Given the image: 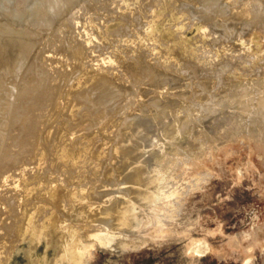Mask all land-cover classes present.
Segmentation results:
<instances>
[{
  "label": "rangeland",
  "instance_id": "obj_1",
  "mask_svg": "<svg viewBox=\"0 0 264 264\" xmlns=\"http://www.w3.org/2000/svg\"><path fill=\"white\" fill-rule=\"evenodd\" d=\"M18 1H19V4H17ZM28 1L31 2V4H29ZM54 1L55 0H34V1L33 0H23V1H21L22 2L21 3L20 0H12V1L11 0H0V14H1L0 18L8 21L9 25H12V23H14L13 25H15V27L11 26V29H13L14 33H16L18 30H20L21 32L25 31L29 36V37H27L29 42L30 43L33 42L32 43L33 46L30 44L31 47L28 50V53L29 52H32V53L27 54L26 57H28V56H30V57H29V59L25 60L27 62L24 63V65H23L24 67H22V70L19 72V75H20V73L23 71V73H21L22 77H20V76H18L19 78L17 77L16 84H17V82L18 83L20 82L19 84L22 85L25 82L26 85L30 84L29 86H31L32 84H37L44 79L42 81V84H43V86L46 85L45 86V88H46L47 84H49V82L50 83L54 82L55 85L54 84H51V85H52V88L54 87L53 90L54 91L56 90L55 95H58V96H55L56 97V99H55V102H56L55 105L56 106L55 107L58 109V107L60 108L63 106L62 104L65 101L63 98L66 99L67 91L69 93L67 95L70 96L75 91L80 89L78 87L73 88L74 85L75 86L79 85V87H81L82 83H81V85L79 83L82 80L83 84L85 83L83 86H87L89 89V88H91L89 85L94 84V81H96V79H98L99 76L101 75L100 73H102L99 70H96L97 68L96 69L95 68L89 69V70L87 69L88 71L86 70L87 73L85 74V77L87 79L86 81L89 80L88 81L89 83L87 84L86 81L84 82L85 77L84 78L82 77L83 79L82 78L79 79V77H81V75L84 74V71L81 67V63L78 64L79 61L77 59L71 60V58L67 57V56L71 57V55H72L71 51L73 49L75 50L76 47H78V48L83 47V48H80L77 50L80 52L81 56L83 55L82 58L84 59L85 56L90 57V56L94 55V53H93V55H91L92 50H88L89 47L91 49L94 46H96V43L98 44L101 42L102 44H105L106 49H105V52L103 53V55H106L105 57L107 59L110 60L111 55L118 54L119 57L122 56V58L125 61L126 60L128 61L129 58H131V57L133 58L135 56V54H134V56H132L133 49L128 50L127 44L125 43L126 37L129 35H132L131 33H133V31L129 28H130L133 20L136 19V15H138L139 13H138V11H137V13H136V11H132V14H131V11L127 12L128 8H131L130 10L134 9V8H132L133 7L132 6V4H133L132 0H131V2H130V0L129 1L126 0L127 4H125L126 3L125 0H121L123 2L120 3L119 7H115V8H112V6L107 7L110 10L112 9V11H111L112 14L110 15L111 17H107L108 20L106 19L105 21L100 20L101 21V23H100L99 20H97V19H94L92 21L91 19L89 20V19L84 18V16L80 15V13L86 12L87 6H88V11L91 12L89 14H92L93 12H95V15H97L98 14L97 12L100 11L99 9H101V7H102V0H98L97 2H96V0H91V4L93 3V5L88 3L89 0L87 3L85 2V0H83L85 4H83L82 0H81V2L79 1L78 5L76 4L75 7L77 6L76 7L77 10H79L80 7H81V9L79 10L78 13L76 12L77 10H75L76 15H75L74 11H71V10H70L71 12L68 11L66 13V10H64V8L61 6L59 8L55 7L56 3ZM139 1H142V0H139ZM143 1L147 2V3L146 2L145 3H146V7L148 6L147 9L150 10L149 13H151L152 10L154 9V12H152L151 15H153V13L156 14V15L151 16L150 21H149L150 23H148V24H149V26H152L150 30L153 33V35L156 36V39H158V41H159L158 44H161L162 46L167 45L168 35L166 33L172 32L173 36L175 34L176 41H179V38H180L181 40H184L185 42H187L189 44L188 45L189 47H187V49H186V47L184 48L186 53H192L193 51L196 50L195 46H199L205 41V42H207V47H205V53H204V55H206V56H201L202 59L205 58L207 60V58H209V56H212V55L217 56V53H216L217 48L216 47H219L221 53H223L225 50V52H224L225 54L227 52H229V50H231V51L236 50L237 57L240 58L241 60H246L247 65L254 63V69L248 73H244L242 71V73H237V74L229 73V74H226L225 77L214 78V84L211 85L212 87L206 84L207 77H205V76L196 75L194 78L187 80V82L191 84V86L187 87V88H189V90L186 93L188 96L187 98L192 99L193 102L190 105L188 103H186V105H185L184 104L185 102L181 103V101H180V102H176V104H175L176 106L173 105V108L175 107V110H177V109L181 110V112L179 110L178 113L179 114L182 113V114L178 115V113H177V115L180 117V119L183 118L182 117L183 113H184V115H187L190 119H193V120L194 119L197 120L200 117H202V114H201L202 108H200V107H203V105L205 104L203 102L209 101L211 99L212 91H216L219 88H222L223 82L226 80H229L231 76L237 77L236 79L241 78L240 81L247 83V86L250 85V87H248V93L249 94L247 95V97L251 98L249 95H253L254 93H256L255 89L257 87L252 84L253 83L252 80H254L256 78H260V77L264 78V29H259L256 27L253 28L252 26L250 28L249 27L244 28L243 25L240 26L242 23L239 20L232 19L233 21H230V22H233V23H230V27H229V29L232 27L230 29L231 32H230V34L227 35L228 37L226 38L225 34L220 33V28L214 26V28L216 30L218 29L217 31H215V29L212 27V21L209 20L204 14H202L203 12L200 11V9L202 7L201 6L202 3L200 5H197L198 6V9H197V6H196L194 0L193 1L192 0H190V1L189 0H187V1L183 0L184 2H191V4L188 3V5L190 4V6H188L187 3L185 4L181 0H178V1L172 0V2L170 0H166L167 2L165 0H154V1L153 0L152 1L151 0H143ZM148 1H149V3H148ZM156 1L157 2L159 1L157 3V5L155 3ZM239 1L240 0H235V1L233 0L232 3L234 5L236 4V6L237 5L240 6ZM242 1L243 0H241V2ZM14 2H15V5H14ZM95 2L96 3L99 2V3L95 4ZM152 2H153V4H152ZM165 2L167 5L169 4L170 6L169 5L167 6L165 4ZM200 2H202V1H200ZM217 2H220V1L217 0L216 5H219V7L221 8L222 6L220 4H224L223 2H225V0L222 3L220 2V4L219 3L217 4ZM32 3H34L35 6H33L34 4H32ZM173 3L175 5H173ZM99 4H100V6H99ZM121 4L122 5L130 4V5L127 7L126 6L122 7ZM150 4H151V6H150ZM171 4L174 6V8ZM192 4H193V6H192ZM20 5H22L26 8L23 9V7H21ZM30 5H32L31 6L32 8L30 7ZM176 5L179 6L177 8H179L180 10L176 9ZM180 5H181L182 9L180 8ZM224 5H223V7H224ZM17 6H18V8H17ZM43 6H46V7H43ZM91 6L92 7L94 6V7L92 8ZM156 6H157V8L155 9ZM183 6L185 7L184 11L187 10L185 12L186 13L189 12L188 14L181 12V11H183ZM187 6L190 8L187 9ZM29 7L31 8L30 9L31 12L28 11ZM54 7L56 10L54 9ZM96 7H98V8H96ZM166 7L170 11L167 10ZM191 7H193V8L191 9ZM14 8L17 10V12L15 11ZM33 8L35 11L36 10L38 11L39 8L42 10V13H38V15L39 14L42 15V16L39 15V16H41L40 18L37 15V11L33 12ZM84 8L86 10H84ZM89 8H90V10H89ZM117 8H118V11H116ZM122 8H123V10L126 11V13H125V11L122 10ZM150 8H152V9H150ZM195 8L198 11V13L196 10L194 11ZM224 8H226V6ZM95 9H97V10L95 11ZM3 10L6 12H4ZM59 10L61 11V13H59L60 12ZM166 10L168 12V15H167ZM191 10L194 12H190ZM113 11H114V13L115 12H118V13H115V15H114ZM120 11H122L121 14H120ZM7 12L11 13V14H8ZM27 12H28V14L31 13L30 15H32V17L30 15H28ZM44 12L45 13L47 12L48 14L47 13L45 14ZM56 12H58L59 14H57ZM133 12H135V13H133ZM163 12H165V13L163 14ZM200 12H202V13H200ZM122 13H124L125 15L123 14V16H121ZM67 14H69V15L67 16ZM73 14L76 17H74ZM127 14H128V16H127ZM198 14H200V15H198ZM27 15L30 18L27 17ZM65 15H66V18L64 17V19H63V16H65ZM202 16H204V17H202ZM131 17H133V18H131ZM154 17L157 20H159V18H161V19L159 21H157ZM75 18L78 20H76ZM109 18H111V19L113 18V19L111 20ZM121 18L123 20H121ZM40 19L43 21H41ZM60 19H62V20H60ZM79 19H81V20H79ZM85 19L87 21H85ZM23 20L25 21L24 23H23ZM58 20H60V22H58ZM65 20H67V21H65ZM68 20H69V22H68ZM206 20H207V22L205 23L204 21H206ZM106 21H107V24L105 23ZM124 21H126V23L128 21L129 23L126 24ZM235 21H236V24L234 23ZM21 22H22V24H21ZM25 23H27V24H25ZM40 23H41V25H40ZM54 23L56 25L59 24V25H57L59 29L56 28L57 26ZM64 23H67V24L65 25ZM78 23L79 24L81 23V24L78 25ZM92 23H95V24H93V26H92ZM151 23L154 25H150ZM84 24H85V26H84L85 28H81V26L83 27ZM104 24H106V25H104ZM42 25H44V26H42ZM46 25H47V27H46ZM94 25H97V26H94ZM116 25H118V27H116ZM120 25L122 27H120ZM155 25H156V27L153 28V26H155ZM18 26H20L21 28ZM28 26H30V27H28ZM70 26H72V27L70 28ZM74 26L75 27L77 26V27L74 28ZM78 26H80V27H78ZM98 26H100L101 30H104V28H105V30H104L105 32H106V30H108L107 33H109V31H111V32L109 34L106 33V36H104L105 35L104 31H101L98 29H93V27L97 28ZM43 27L45 29H43ZM53 27H55L56 30ZM60 27H62V28H60ZM63 27H66L67 31L65 30L66 28L63 29ZM88 27H89V29H88ZM102 27H104V28H102ZM113 27L116 29H114ZM127 27H128V29H127ZM144 27H147V25ZM25 28H26V30H25ZM50 28H51V32H50ZM68 28H70L71 30ZM77 28H79V29H77ZM251 28H253V29L249 31V29H251ZM29 29H31V30H29ZM38 29H40V30H38ZM82 29H84L85 31H83ZM119 29L121 31H119ZM213 29H214V31H213ZM28 30H29V32H28ZM53 30H55V31H53ZM78 30L80 32H78ZM81 30H82V32H81ZM94 30H96V31L98 30L99 32L97 31V34L96 33L92 34V32H94ZM129 30H131V31H129ZM33 31H37V32H33ZM52 31H53V33H52ZM60 31L63 32V34L61 32L62 36L66 35L68 33V31H71V33L69 32L67 37L64 36L65 38L64 37L62 38L61 35H58V33L60 34ZM76 31H77V34H75ZM86 31H88L90 33L86 32ZM115 31L116 32L119 31V32L116 33ZM125 31H127V32H125ZM155 31L157 33H155ZM43 32H46V33H43ZM48 32H50L51 36L48 34ZM65 32H67V33L65 34ZM34 33H36V34H34ZM54 33L55 34L57 33V34L55 35ZM122 33L125 36V40H124V36H123V39L121 37L123 35ZM125 33H127V35ZM158 33H160V36L158 35ZM32 34H34V37L31 36ZM47 34L49 37H47ZM41 35H42V38L44 37L43 39L40 38ZM86 35L89 36L91 42L86 43V40L88 39V36H86ZM109 35H112V36H109ZM119 35L121 38L120 37L118 38ZM58 36H59V38H57ZM68 36L70 39L72 38V43H70L71 40L68 38ZM38 37L40 39V42H38L39 40H37ZM52 37H54V38H52ZM79 37L81 38V40ZM98 37L101 38L102 41ZM33 38H36V39H33ZM60 38H62V39L60 40ZM66 38L68 40L67 41L68 43L65 41ZM108 38H109V42L107 40ZM217 38H219V39H217ZM30 39H32L33 41ZM44 39H46V40H44ZM51 39H52V41H50ZM58 39H59V41L64 40L62 42L64 45L61 42H57ZM113 39H115L116 41H114ZM119 39H121V40H119ZM82 40H84V41H82ZM104 40H107V41H104ZM122 40L125 42H123ZM46 41H48L51 45L54 44V47L53 46L51 47V45ZM110 41H111V43H110ZM53 42H56V44ZM65 42H66V44H65ZM77 42H80V43H77ZM83 42L86 43L85 47L83 46V44L81 45V43H83ZM92 42L94 45H92ZM112 42H113V44H112ZM39 43L41 45H39ZM67 44H69V45H67ZM72 44H74L75 46H76V44H79V45H77L76 47H73ZM114 44L117 46H114ZM118 44H119V46H118ZM123 44H126V45H124L125 47L123 46ZM37 45H39V46H37ZM66 45L68 47L72 46L73 48L71 47L72 49L70 48V50H68ZM55 46H56L57 50H53V49H55ZM64 46H65V50H64ZM32 47H33V51L31 49ZM37 47L39 50L37 49ZM39 47L41 48V50H44V51L39 52V53H41V55L37 54L38 52L36 51V50L40 51ZM118 47H120V49ZM123 47L126 49L124 50ZM86 48L89 52L86 50ZM81 49L84 52H81ZM118 49L120 51L121 50L122 51L124 50V51L117 53V51H119ZM226 49H227V51H226ZM85 50H86V52H85ZM55 51H56V54H54V58H55L54 59L52 54L55 53ZM69 52H70V54L67 55V53H69ZM90 52H91V54H90ZM47 53L50 57H48ZM85 53H86V55H85ZM156 53L155 52L153 53L156 55V57H155V55L152 54L153 56L148 58V60L145 59V61L147 62V63L146 62L145 63L147 65L150 66L152 64V62L155 63L154 65H157V66H159V65L163 66L164 65L163 64L164 60H160L162 58L157 59V58H159L160 55H157ZM57 54H58V56H57ZM87 54L88 55L90 54V56H88ZM127 54H129V55H127ZM31 55H33V56H31ZM38 55H39V57L41 56V58H39ZM55 56H57L58 58ZM125 56L126 57L130 56V57L126 58ZM186 56H188V55L186 54ZM152 57H153V61L150 60ZM219 57H220V52H219ZM45 58H46V60H45ZM30 59H33V61L30 62L31 61ZM41 59H43V60L41 61ZM123 59L120 58L121 61ZM156 59H157V61H155ZM52 61H53V64H52ZM1 62L2 61L0 60V73L2 74L0 76V78L2 77L3 79L4 78L8 79L10 76L6 74L7 68L4 66L5 62H2V63ZM28 62L32 63V65H33V62H34V64L36 62L38 65L37 64L33 65L34 66L33 67L31 64H28ZM45 62H46V64H45ZM48 62H49V64H47ZM42 63H43V65H41ZM57 63L59 66H57ZM46 65H49L48 67H51V68H48ZM74 65H75V67H74ZM175 65H177V66H175L176 69L181 67V65H179L177 63ZM27 66H29V67H27ZM37 66L38 67L40 66L41 68L40 67L38 68ZM61 66L65 67V68L67 67L66 68L67 70H65L64 68H61ZM151 66H153V64ZM71 67L74 69H78L75 72H73L74 73L73 75L75 76V77L73 76V78L75 79L77 77V79H75V82L77 81L79 83L74 82V79L72 78V73H70V71L71 70L74 71V69H71ZM78 67L81 69H79ZM25 68H26V72H24ZM35 68H38V70L39 69H42V70H40V72H38V70ZM46 68L48 70V71L46 70L47 72L45 71ZM58 68L62 69L61 72H62L63 76L60 74L61 72L59 71ZM3 69H5L4 72L1 71ZM50 69H51V71H50ZM55 69H57V70H55ZM54 70H55L56 75L58 73V75L55 77L53 76V75H55ZM63 70H65V72ZM81 70H82V72L79 73V71H81ZM90 70H91V72H90ZM41 71H44L46 73H44V72L42 73ZM49 71H50V73L48 75ZM67 71H69V72H67ZM97 71L100 73H97ZM181 71H183V70H181ZM137 72H139L137 74V79L140 82H142L143 79L144 80L146 79L147 82H145L146 81L145 80V81H143L144 84L141 85V83L135 77H132L133 79L131 78V81L134 82V79H135V81L137 82V83L136 82H134V83L130 82L132 89H133L134 84L135 83L137 84V85L135 84L136 89L134 87V90H133L136 93H133V91H131L132 89H130V90L128 89L130 87V85L128 84L129 87H127V91L128 90L129 91L126 94L127 96L121 95L124 98L119 97V95L118 94L116 95L115 93H114L115 95L111 93L110 94L111 96L108 94L110 96V97H108V95L104 91H102L104 93L102 94V92H101V97H100V93L95 94L96 96H93L95 99L98 100L97 103L92 102V100L94 98L91 96H90L91 98L89 97L90 100H89V98H88V100L85 99V100H87L85 102H88V103H86L87 105L91 104V106H92L95 104V107L97 105L99 106L100 101H101V103H100L101 105L104 104V102L107 104L109 103L108 104L109 106L107 104H104L103 105L104 108H102L103 107L102 106L101 109H100V107L98 108V106L96 107V108H98V110L100 109L99 112L102 109L104 110V112L103 111L102 112L105 114V116L103 114H102L103 117H100L101 115L99 116L100 118H103L101 120H104V117H106L108 119L110 114L111 115L113 114L112 116L114 118H116V119L120 118L122 120V122L120 119H117L118 120L117 121L111 115L109 118L110 119L109 122H108L109 119L107 120L105 118V121L108 122L109 125H111V122L114 123V125L112 124L113 126H111L114 129H111V127L108 128V130L110 129L113 132L112 135L114 137H112L113 139H110L108 141L109 144L106 147L107 150L105 151L104 154H107L109 156V155H111V153L112 154L115 153L116 154L115 156H117V157H115L113 154V155H111L112 157L111 156L108 157L107 155L105 156L104 154L101 153L104 157L110 158L109 161L111 160V162H108V164L110 163L111 167L109 165L105 166V168H107L105 170L107 173V176H104V175H106V173H104L103 178L107 177L106 180L96 177V178L90 180V182L86 181L84 186L89 187V188L87 187V194L88 195L86 197L85 196H79L82 198H76V197H73L71 195H65L62 198L60 197L59 202H55L54 204H50L49 202H44V203H41V205H39V206L35 205V203H34V206H33L32 205L33 202L35 200H37L38 197H39L38 202H40L41 200H43V201L45 200L44 196L41 195V193H45L46 191H54L55 189L58 190L57 188L61 189V188L66 187L70 184V183L68 184L66 182V184H68V185H65V181H64L63 182L64 186L59 187L60 185L57 186L56 183L54 184V182H53V184L51 186L50 182L52 180L48 177L50 176L49 174L56 172V171H54V170L52 171L51 169H53V168H51V166H47V165H46L47 167L43 166L44 168H42V169L41 168L38 169V168L34 167L35 170L33 169V172H35L34 177H36V179L34 177L33 178H34V180H36V182L34 184H32L33 185L32 187L35 188V189L33 188L31 190L33 195H31V191H29L28 194H24V195H23V193L21 195V192H20L19 193L20 197L21 196L22 197L21 198L19 197L20 198L19 200L24 198L21 200V201H24L27 198V195H29L28 197L30 200L33 196L36 197V195H37V197L35 199H33L34 197L32 198V201L34 200L33 202L30 200L32 202V204L29 201L30 204L27 205L28 198H27V203L26 204L24 203V204L26 205L27 212H29V213L33 212V214H32L33 219L36 221V223L39 227L35 231H32V230L28 229L26 226H23L20 229L13 231L12 236H13L14 241L11 243L12 247L8 251H6L5 253L2 254V258L0 259V264H68L69 259L62 256V246H63V244H65L66 241H64L63 230H60V228L58 227L60 225V223L63 225V227L72 228L75 232V237L78 239L77 240V253L79 254V258L77 259V264H264V142H263L264 141L263 140L264 135H262L263 133L261 134L260 130L257 131L256 129H253L250 126L248 121H246L244 127H241V126H236L235 125L236 121L234 122V120H227V121L223 120V122L221 120L220 121L221 124H223L225 121H226L225 123H227V124H225V123L223 124V126L225 125L224 127L220 124L221 125L220 128L222 130L221 129L212 130L208 134L209 137L208 136L204 137L205 135H202V136L199 135L200 137L195 136L198 138V141L194 137L193 139H195V141L193 139L191 140V141H193V143H191V142L187 143V145L185 146L186 149L183 152L181 150L179 153L176 154V156L174 157L176 160L174 162L176 164H174V167L172 166L173 168L172 167L170 168L171 172H170V170L168 172V170L166 169L167 164H165L163 166V164H162V163H164L163 159L161 160V158H160L163 150L165 149L163 146V143L160 142V141H162V137H163V135L161 134V131L163 133L165 126H167L171 120V118L169 116L173 117V114H174L173 112H175V111H173V109H171V112L173 114L170 112L169 114H171V115H168V113L165 115V116L169 117V119L167 117L163 116L165 119L166 118L168 119V120L166 119L167 121L163 120L164 119L163 117H162L163 119L161 118L158 120L157 117H154V119H153V116H151V115H149V116L147 115V117H146V115H141V113L138 112V110H137L138 107H140L141 105H144V103L142 102L143 100H144L145 104H147V105L150 104L149 100H150V94L151 93H150V91H148V92L143 91L144 85L148 84V79H147L146 75H144L145 73L143 74V77H141L142 72H140V70H137ZM187 72L188 73H186V72H183V73H186L185 75H188L190 71L188 70ZM28 73L29 74L32 73V74L29 75ZM65 73L69 74V75H66ZM91 73H93L92 77H90L92 75ZM111 73H114V72H111ZM25 74H28V75H25ZM38 74L39 75L41 74L40 75L41 77ZM87 74H88V77H87ZM94 74H97V76ZM3 75H4V77H3ZM42 75L44 76V78ZM60 75L62 77L61 78L59 77L60 80H58V76H60ZM65 75L70 76V77H66ZM115 75H116V77L119 76L115 73L113 77H115ZM6 76H8V78ZM26 76H29V78ZM46 76H48V78ZM52 76L55 78V80ZM176 76H178V75L172 73V77H176ZM34 77H35V81L33 80ZM96 77H98V78H96ZM2 78L0 80H3ZM23 78H24V81H23ZM46 78L49 81L46 80ZM62 78H64V79H62ZM66 78H69V79H66ZM70 78H72L71 81H70ZM90 78L92 80H90ZM139 78L140 79L142 78V80H140ZM50 79H51V81H50ZM62 80H65V82ZM72 80H73V82H72ZM56 81L59 84L58 83L56 84L55 83ZM90 81L92 82V84ZM44 82L46 84H44ZM71 82L73 83V85H72L73 87L70 89V84H72ZM62 83H63V85L66 83L64 85L65 89L62 87L63 86ZM19 84L16 85L17 90H18V87H20ZM67 84H69V85H67ZM55 87L57 89H55ZM137 87L140 88V90H142L140 92L143 95L146 94L145 97H142L143 95L140 92H138ZM58 88H59V90H58ZM94 88H96V87H94ZM72 89H73V91H72ZM62 90H63V93H62ZM64 90H67V91H64ZM69 90H70V92H69ZM135 90H137V91H135ZM249 90H252V91H249ZM154 91H156V90H154ZM131 93L133 96H131ZM251 93H253V94H251ZM128 94H129V96H128ZM136 94H140V95H136ZM64 95H65V97H64ZM104 95H106L107 96L106 98H109V99H106V101H105ZM113 95H114V97H112ZM134 95H136V97H134ZM196 95L198 97H196ZM97 96H99V98H96ZM116 97L120 98L121 101L119 99H116ZM125 97H126V99H125ZM148 97H149V99H148ZM175 97H178V96H175ZM59 98L61 101L58 100ZM110 98H113V100L115 98L118 102L117 101L114 102ZM127 98H129L130 101ZM136 98H138V99H136ZM141 98L143 100H141ZM145 98H147V99H145ZM249 98H247L248 99L247 101H250ZM95 99H94V101H97ZM99 99H100V101H99ZM123 99H125L124 102H123ZM102 100H104L103 103H102ZM107 100H108V102H107ZM136 100H138L137 104H135ZM146 100H147V103H146ZM89 101H91L90 104H89ZM112 101H113L114 105L117 106L116 107L117 109L115 108L116 110H118V108L121 109L120 107H123L121 105H123L125 103L124 109H125V112L128 113L127 116L121 115V114L125 115L123 113V111H124L123 108L121 109V111L120 110H118V111L112 110V108L114 109V105H112V103H111ZM131 101H133L132 103H134L135 105L132 104ZM58 103L59 104L61 103V105L58 106L59 105ZM127 103H131L132 106H135V107L133 108V107H131V104H127ZM140 103H143V104H140ZM105 105H106V107L107 106L108 107L106 108ZM110 105L113 107H111ZM125 105H127V109H126ZM128 105H130L129 108H128ZM136 105H139V106H136ZM109 107H111V109ZM1 108L3 109L4 107H1ZM63 108H64V106L61 109H63ZM2 109L0 110L1 112L3 111ZM106 109H108L110 112L105 113L107 111ZM129 109H131V110H129ZM113 111L114 112L120 111L121 114H119V113L118 114L121 117L118 114L114 113ZM130 112H131V114H129ZM107 114H109V115H107ZM116 115H118V116H116ZM177 115H174V117H176ZM66 116H67V114H66ZM72 116H73V118L75 117V119L79 118L78 116L75 115V112H74V114L72 113L70 116H67L68 119L64 116L67 120H65L63 115H62L61 116L62 121H64V122L67 121V123H69L68 120L71 121ZM128 116H130L129 118H131L132 124L134 123L133 125H131V124L129 125V122H127V121H129V118L126 119ZM139 116H142V117L145 116V118L143 119ZM150 116H151V118H150ZM69 117H71V118L69 119ZM138 117L141 119L142 124L147 122L146 127H148V128L144 127L145 124L142 125L139 123L140 119L138 120ZM179 117H177V118H179ZM146 118L147 119L150 118L149 122L146 121L147 120ZM173 118H172L171 122L174 121ZM213 118L214 117L208 118L209 121L206 119V123L208 124V123L212 122ZM75 119H72V120H75ZM123 119H126V120H123ZM144 120H145V122H144ZM155 120H158V121H155ZM161 120H163V122L165 121L166 125L164 124V126H163V123L159 122ZM193 120H191V121H193ZM115 121L119 122V123L116 124ZM125 121L127 123H124ZM150 122H152L154 124H156V123L158 124V122H159L160 125L163 127L162 128L159 127V124L158 125L156 124L157 126H155L151 123V125H150ZM75 124L77 125V123H75ZM70 125H68V126H70ZM76 125H75V127H73L71 125L73 128L71 126L69 128H71L73 131L74 128L77 127ZM148 125L152 126L151 129L149 128L150 126H148ZM126 126H128L130 129L132 128V130L134 127V130L131 132V130H129V128ZM153 126H155V127H153ZM77 128H76V130L80 129V128H78V129ZM144 128H145L146 132L148 131L147 132L148 135L146 134ZM160 128L162 130H159ZM148 129H150V130H148ZM76 130L73 132H76ZM124 130L125 131L127 130L126 133ZM254 130H256L257 133L252 134V132ZM127 132H129L130 135H128L129 133L127 134ZM79 133L83 134L82 131L78 132L77 133L78 136L80 135ZM62 134H63V136L65 135V133H62ZM62 134H61V136H62ZM256 134H258V135H256ZM84 135L85 136L82 135V137L84 138V141H86L84 146L91 147V143H89V142H92V144H94V143L96 144V142H97V144L99 143L96 139H95L96 141L95 140H93V141L88 140V142H87L85 132H84ZM125 136L127 138H125ZM80 137H79V139H82ZM262 137H263V139H262ZM61 138H64V137H61ZM199 138H203V139L200 140ZM203 140H205V141H203ZM80 141H81L80 144L77 143L78 146L75 147L76 149H78V150L75 149V152L77 153V154L75 153L77 155V159H79L81 157V152H83L82 150H84L85 148H87V149L89 148V147H84V146L82 147L81 143H83L82 142L83 139ZM141 142L143 144H140ZM133 143H135V144H133ZM138 143L142 147H138L139 146ZM79 145H81L80 147L82 149L79 148ZM113 145H115V146H113ZM133 145H137V146L135 147ZM262 146H263V149H260ZM118 147H120L122 149L119 150L120 148H118ZM132 147H133V149H132ZM199 147H200V149H199ZM94 148H95V146H94ZM94 148H93V150H95ZM116 148H118V149H116ZM123 149H125V150L123 151ZM111 150L113 152H111ZM135 150H136V152H134ZM138 150L139 151L141 150L140 153ZM147 150H148V152H147ZM196 150L199 152H197ZM100 152L101 151H99V154H100ZM137 152H138V154H137ZM196 152H197V154H196ZM79 153H80V155H79ZM199 153H201V154L203 153V154L201 155ZM132 154H134V156ZM103 156H102V158H104ZM113 156H114V158H113ZM148 157L150 159H148ZM152 157L154 158V161L152 160L153 159ZM106 158H104V161H103L104 163L105 162L107 163V161H108V158L107 159ZM122 159H124V160L122 161ZM167 159H164L165 163H166ZM113 160L115 162L117 161L119 163L115 164V162ZM126 160H127V163L126 162L124 163V161H126ZM155 160L156 161L161 160L162 162L160 161L158 163V162H155ZM140 162H141V164H140ZM152 162H154V163H152ZM67 163L68 162L66 160H65V162L63 161V163H61L63 165L66 164L65 167L62 165L64 167L63 169H67V167H69V166H67V165H69ZM111 163L113 166L111 165ZM120 163H122V164H120ZM136 163H138L139 166H141L142 164H147V166L144 165L145 168L143 169L142 168V167H144L143 165L141 167H138V165ZM124 164H126V166ZM134 164H136V166H133ZM160 164L164 167V168L162 167L163 170L166 169L167 171L165 170L162 173ZM168 164H169V162H168ZM104 165L105 164H103V166ZM31 166H33V165H31ZM131 166H133V167H131ZM48 167L51 169L49 170ZM113 167H114V169H113ZM146 167H149V168L146 169ZM45 168H47L48 170ZM108 168H110V169H108ZM115 168L117 171H114ZM138 168H141V170H143L142 171L143 174H140L141 170ZM43 169L46 170L47 172L48 171L50 172V173L48 172L47 177H46V175H47L46 171H44L45 175L43 174L44 175V177H43V175L41 173V172H43ZM145 169L149 170V171H146ZM150 169L155 170V171H152L153 172L152 173L150 171ZM63 172H65V171H63ZM115 172H117V173L115 174ZM155 172L157 174H155ZM37 173L38 174L40 173L41 175L38 176ZM171 173L173 174L172 176H170ZM112 174H113V177H112ZM139 174H140V176L144 175V177L146 179H147V176L150 177L149 179H151V180H149V179L148 180L152 181L153 184H151V182H149V184H151V185L149 186V184H148V186H146V182H148V181H146V179L144 177L140 178ZM110 175H111V177H110ZM132 175H134V176H132ZM145 175H147V176H145ZM152 175H153V179L156 176H158V178H160V179L155 178L154 180H152ZM162 175H163V177H161ZM38 177H39V180L41 178L40 182L43 180L42 183L45 181V184L41 183V185H40L37 182ZM42 177H43V179H42ZM45 178L47 180L50 179V180H48L50 182H47V180ZM110 178H111V180H110ZM143 178L145 179V181ZM21 180L22 179H19L20 183H21ZM158 180H159V182H158ZM24 181H25V179H24ZM128 181H130V182H128ZM131 181H133V183ZM23 182L21 183L22 186H24ZM48 183L50 184V187H49V185H47ZM45 185H47L48 187H46ZM133 185H135V186H133ZM138 185H139V187H136ZM140 185L142 187H140ZM155 185L159 188L157 189V187ZM38 187L40 189L45 187V189L43 188L44 190L42 189L43 191L41 192L40 190H38ZM143 187L146 188V191L149 188L150 190H148V191H150V194H148V195L149 196L153 195V196L149 197L147 195L148 191L146 192L145 189H143V191H142ZM51 188H52V190H51ZM139 189H140V192L142 191L141 194L138 191ZM153 189L156 190L155 191L156 193H154V191H152ZM33 190H35V192L39 191L40 195L43 197L39 196V192L34 194L35 192ZM144 192L146 193V195ZM138 193L140 195H143L142 193H144V196L145 197L148 196V199L143 197V196H142V198H140L141 196ZM152 193H154V194H152ZM7 194H8V192L3 194L4 197L2 195H1L2 198L0 197L1 198L0 199V203H1L0 209H1V206L6 205L7 202H8L7 205H9V203L10 204L12 203L10 201H14V202L19 201L16 194H15L16 197H14L13 199H10L13 197L12 194H11L12 196H10L8 194V196H10V198L9 197L7 198L5 196ZM154 195H155V197H154ZM5 198H7L8 201ZM15 198H17L16 200H18V201H15L14 200ZM143 198H145V199H143ZM150 198H153V199L150 200ZM81 199H84L88 204L90 203L88 206H89V210L92 213L88 209H86L85 206L81 205V201H80ZM5 201H6V203H5ZM14 202H13V204H14ZM122 202H123V204H125L124 206H120ZM91 203L94 205H91ZM29 207H30V209L32 208L31 209L32 212L29 209ZM120 207H122L121 210L123 209L122 210L123 212L119 211V210H118V212H122V214L124 213L122 216H121V213H117V209H120ZM93 208L95 209V212H94ZM28 209H29V211H28ZM97 211L99 212V214ZM95 213H96V215H94ZM116 213L120 214V215H118L119 218L116 217V215H117ZM120 216H121V218L122 217L123 218L120 219ZM104 217H106V218H104ZM100 218L101 219L104 218L106 220H102V222H101ZM68 235L66 236L67 239L69 237Z\"/></svg>",
  "mask_w": 264,
  "mask_h": 264
},
{
  "label": "bare ground",
  "instance_id": "obj_2",
  "mask_svg": "<svg viewBox=\"0 0 264 264\" xmlns=\"http://www.w3.org/2000/svg\"><path fill=\"white\" fill-rule=\"evenodd\" d=\"M12 1V0H11ZM21 1H23V0H20V2ZM34 1V0H33ZM81 2V0H55L54 2L56 3L55 5V7H63L64 8V10H66V13L68 12V11H74V13H75V10H77V6L75 7V5L77 4L78 5V2ZM83 1V0H82ZM98 0H96V2H97ZM126 1V0H125ZM129 1V0H128ZM133 1V4H132V8H134L133 10H130L131 8H128V10H127V12L128 11H131V14H132V11H136V13H137V11H138V15H136V19L135 20H133V22L131 23V26H130V28L129 29H131L132 31H133V33H131L132 35H129V36H127L126 37V42L125 41H123V42H125L126 44H127V48H128V50H132L133 49V54H132V56H134V54H135V56L132 58H129V60L126 62L123 58H122V56L121 57H119L118 56V54H116V55H111V57H110V60L109 59H107L105 56L106 55H103V53L105 52V44H102L101 42L100 43H96V46H94L93 48H91L90 49V47H89V49L88 50H92V54H91V52H90V54L91 55H93V53H94V55L93 56H90V54L88 55V56H90V57H86L85 55H86V53H85V58L83 59L82 57H83V55L81 56L80 55V52L77 50V49H80V48H83V47H80V48H78V47H76L77 45H79V44H76V46L74 45V44H72L73 45V47H76V49L74 50H72L71 51V57L70 56H67V57H69V58H71V60H74V59H77L79 62H78V64L79 63H81V67H82V69H83V71H84V74H80L81 75V77H79V79L80 78H84L85 77V74L87 73L86 72V70L88 69H96V70H99L100 72H102V73H100V72H98L97 71V73H100L98 76H99V78L98 77H96V78H98V79H96V81H94V84H92V82H91V84L92 85H89L91 88H89L88 89V87L87 86H83L84 84H83V82H82V80L80 81V83L79 82H75V79H77V77L74 79L73 78V72H75L76 70H78V69H74V68H72L71 67V69H74V71H70V73H72V78L74 79V82L75 83H79L80 85H81V83H82V88L81 87H79V85H77V86H75L74 85V87L72 86L73 85V80H72V84H70V89L73 87V88H76V87H78V88H80V89H78L77 91H75L73 94H71L70 96L69 95H67V94H69L68 93V91L67 90H64V91H67V94H66V99L65 98H63L64 100V103L62 104L63 106H64V108L63 109H61L62 107H58V106H60L61 105V103L57 106L58 107V109L55 107L56 105V102H55V99H56V97L55 96H58V95H55L56 93H55V91L53 90V88H52V85L51 84H54V80H55V76H57L58 75V73H57V75H56V73H55V70H57V69H55L54 70V73H55V75H53L52 77L54 78V80L52 81L53 83H50L49 82V84H47V87L45 88V86H43V84H42V81L44 80H42V81H40L39 83H37V84H32L31 86H29V85H26V83L24 84H22V85H20L18 82H17V84H16V79H17V77L18 76H20V77H22V75H21V73H23V71L20 73V75H19V72L22 70V67H24L23 65H24V63L25 62H27V61H25V60H27V59H29V57L30 56H28V57H26L27 56V54H29V53H32V52H29L28 53V50L30 49V44L33 46V42L32 43H30L29 42V40L27 39V37H29L28 36V34L25 32V31H20V30H18L16 33H14V31H13V29H11V26L13 27H15V25H13L14 23H12V25H9V22L8 21H6L5 19H2V18H0V60L2 61V62H5V67L7 68V71H6V74L7 75H9L10 77L8 78V76H6L8 79H3L2 77V79L3 80H0V106L1 107H4L2 110V112L0 111V197L2 198V196L4 197V195L3 194H5V193H7L8 192V194L10 195V196H12L13 195V197L12 198H10V196H8V194L7 195H5L7 198L9 197L10 199H13L14 197H16V195H17V197H18V200L22 197H20V192H21V195H22V193H23V195L24 194H28V192L29 191H31L34 187H32L33 185L32 184H34L35 182H36V180H34V178L36 179V177H34L35 176V172H33V169H34V167H36V168H38V169H42V168H44L43 166H51V168H53V169H51V168H49L48 167V169L50 170H54V171H56V172H53V173H51V174H49L50 176L48 177V178H50L52 181L50 182V181H48V180H50V179H46L47 180V182H50L51 183V186H52V184H53V182H54V184L56 183V185L58 186V185H60L59 187H61V186H64V184H63V182L65 181V185H68L69 183V185L68 186H66V187H63V188H57L58 190H54V191H46L45 193H41V195H43L44 196V198H45V200L43 201V200H41L40 202H38L39 200V197H38V199L37 200H33L32 201V198L34 197H32L30 200L33 202V204H32V202L29 200V195H27V198H28V203H27V198L24 200V201H21L22 199H24V198H22L21 200H16L17 198H15L14 200L15 201H18V202H14V201H10V202H12L11 204L9 203V205H7L8 204V202L6 203V201H5V203H6V205H2L1 206V211H0V259L2 258V254L3 253H5L6 251H8L11 247H12V245H11V243L14 241V239H13V231H16V230H18V229H20L21 227H23V226H26L28 229H30V230H32V231H35L39 226L37 225V223H36V221L33 219V216H32V214H33V212H32V208L30 209V207H29V209L31 210V212L32 213H29V212H27V209H26V203H27V205L28 204H30V202H31V204L34 206V203H35V205H37V206H39V205H41V203H44V202H49L50 204H54L55 202H59V200H60V197L62 198L63 196H65V195H71V196H73V197H76V198H82V197H79V196H87L88 194H87V187H85L84 186V184L86 183V181H88V182H90V180H92V179H94V178H96V177H98V178H102V179H105L106 180V178L104 177L103 178V174L104 173H106V169L107 168H105V166L106 165H109L110 166V163L108 164V162H111V160L109 161V159L110 158H108L109 156H111V155H113L114 154V156L116 155L115 153H111V155H107V154H104L105 153V151L107 150L106 149V147L108 146V141L110 140V139H113L112 137H114L113 135H112V131L109 129L108 130V128L109 127H111V126H113L114 125V123L113 122H111V125H109L108 124V122L110 121V115L109 114H107V115H109V120L106 118V117H104V120H101V119H103V118H100V117H103V115L105 116V114L103 113L104 112V110L102 109L100 112H99V110L101 109V107L104 105V104H107V103H105L104 102V100H102V103L104 102V104H100L101 103V101H100V99H99V101H100V103H99V106H98V108L100 107V109L98 110V108H96L95 107V104L94 103H97L98 102V100L97 99H95L93 96H96L95 94H99L100 93V97H101V92L102 91H104L107 95L109 94H118L119 95V97H122V96H125L127 93H128V91L130 90V89H132L131 88V83L133 82V81H131V78L132 77H135L136 79H137V74L139 73V72H137V70H140V72H142L141 74H142V76L141 77H143V74L144 75H146V77H147V79H148V84L147 85H144V90L143 91H150V100H149V102H150V104L149 105H147V104H145V102H144V100L141 98V100H143L142 102L144 103V105H141L140 107H138V112L139 113H141V115H146V117H147V115L149 116V115H151V116H153V119H154V117H157V119L159 120V119H161L163 116H165L167 113H168V115H171V114H169L170 112H171V109H173V111H175V112H171L172 114H173V117H174V115H177V113H178V111L180 110V109H177V110H175V107L173 108V105H175L176 104V102H180L181 101V103H184L185 105H186V103H188L189 105L193 102V100L192 99H188L187 97V91L189 90V88H187L188 86H191V84L190 83H188L187 82V80H190V79H192V78H194L196 75H198V76H205V77H207V79H206V84L207 85H209V86H211V85H213L214 84V78H217V77H225L226 76V74H229V73H232V74H237V73H242V71L244 72V73H248V72H250V71H252L253 69H254V63H251L250 65H247L246 64V60H241L240 58H238L237 57V55H236V50H234V51H231V50H229V52H227L226 54L224 53L225 52V50H224V54L223 53H221V51H220V49H219V47H216L217 48V50H216V53H217V56H214V55H212V56H209V58H207V60L204 58V59H202V57L201 56H206V55H204V53H205V47H207V42H203L201 45H199V46H195L196 48V50L195 51H193L192 53H186L185 52V50H184V48L186 47V49H187V47H189L188 45V43L187 42H185L184 40H181L179 37V41H176V37H175V34H174V36L172 35V32H167L166 34L168 35V38H167V45H164V46H162L161 44H158L159 43V41H158V39H156V36L155 35H153V33L151 32V27L152 26H149V24L148 23H150L149 21H150V18H151V16H153V15H156L155 13H153V15H151L152 14V12H154V9L152 10V12L151 13H149L150 12V10H148L147 9V7H146V1H139V0H132ZM152 1V0H151ZM154 1V0H153ZM166 1V0H165ZM171 2H172V0H170ZM175 1H178V0H175ZM182 2H184L183 0H181ZM185 1H187V0H185ZM190 1V0H189ZM193 1V0H192ZM198 1V2H197ZM200 1H202V2H200ZM216 1L217 0H194V2H195V4H196V6L197 5H200L201 3V9H200V11H202V12H200V13H202V14H204L209 20H211L212 21V27L214 28V26L215 27H218V28H220V33L221 34H225V37L227 38L228 36V34H230V32H231V28L229 29V27H230V23H233V22H230V21H233L232 19H234V20H239L242 24L240 25V26H242L243 25V27L244 28H246V27H256V28H259V29H264V0H243L242 2H241V0L239 1V5L240 6H236V4L234 5L233 3H232V1L233 0H225V2H223L224 0H218V1H220L221 3L223 2L224 4H220V2H217V4L219 3L222 7H223V5H224V7L226 6V8H220L219 7V5H216ZM235 1V0H234ZM25 2V1H24ZM23 2V3H24ZM29 2V1H28ZM85 2L87 3L88 2V0L86 1L85 0ZM95 2V4H98V3H96ZM101 2V1H100ZM121 2H123V1H121V0H102V7H101V9H99L100 11H98L96 14L97 15H95V12H93L92 14H89V13H91V12H89L88 11V6H87V10L84 8V10H86V12H84V13H80V15H82V16H84V18H86V19H91L92 21L94 20V19H97V20H99V22L101 23V21L100 20H108V18L107 17H111L110 15L112 14V9L110 10V9H108L107 7L108 6H112V8H115V7H119L120 6V3ZM130 2H131V0H130ZM129 2V3H130ZM146 2V3H145ZM159 2V1H158ZM157 1L155 2L156 3V5H157V3H158ZM161 2V1H160ZM167 2V1H166ZM166 2H165V4H166ZM197 2V3H196ZM200 2V3H199ZM22 3V2H21ZM20 3V4H21ZM88 3H90L91 4V0H89V2ZM125 3V2H124ZM148 3H149V1H148ZM170 3V2H169ZM175 3V2H174ZM173 3V5H175ZM178 3V2H177ZM185 4L187 3V5H188V3H190L191 4V2H184ZM199 3V4H198ZM236 3V2H235ZM4 4V3H3ZM13 4V3H12ZM17 4H19V1L17 2ZM16 4V5H17ZM27 4V3H26ZM29 4H31V2H29ZM32 4H34V3H32ZM48 4V3H47ZM52 4V3H51ZM83 4H85L84 3V1H83ZM123 4V3H122ZM121 4V5H122ZM125 4H127V1H126V3ZM122 5V7L123 6H129L130 4H128V5ZM152 4H153V2H152ZM179 4V3H178ZM190 4L188 5V6H190ZM194 4V5H195ZM14 5H15V2H14ZM91 5H93V3L91 4ZM167 5V4H166ZM169 5V4H168ZM167 5V6H168ZM172 5V4H171ZM172 5V6H173ZM184 5V4H183ZM21 7H23V9L24 8H26V7H24V6H22V5H20ZM26 6V5H25ZM29 6V5H28ZM32 5H30V7H31ZM33 6H35V4L33 5ZM39 6V5H38ZM52 6V5H51ZM81 6V5H80ZM99 6H100V4H99ZM150 6H151V4H150ZM162 6V5H161ZM170 6V5H169ZM186 6V5H185ZM187 6V9L188 8H190V7H188ZM192 6H193V4H192ZM14 7V6H13ZM16 7V6H15ZM28 8L29 10L28 11H30V9L32 8ZM43 7H46V6H43ZM53 7V6H52ZM55 7H54V9H55ZM83 7V6H82ZM92 7V6H91ZM94 7V6H93ZM92 7V8H93ZM125 7V8H126ZM153 7V6H152ZM159 7V6H158ZM177 7H179V6H177L176 5V9H179V8H177ZM200 7V6H199ZM17 8H18V6H17ZM42 8V7H41ZM57 8V9H58ZM62 8V9H63ZM96 8H98V7H96ZM103 8V9H102ZM154 8V7H153ZM157 8V6L155 7V9ZM173 8H174V6H173ZM180 8H181V5H180ZM184 6H183V11H181L182 13H186L185 11H187V10H185L184 11ZM193 7H191V9H192ZM15 9V8H14ZM38 9V8H37ZM52 9V8H51ZM73 9V10H72ZM81 9V7L79 8V10ZM150 9H152V8H150ZM166 9H167V7H166ZM182 9V8H181ZM197 9H198V6H197ZM53 10V9H52ZM56 10V9H55ZM61 10V9H60ZM59 10V11H60ZM79 10H77L76 12L78 13L79 12ZM89 10H90V8H89ZM92 10V9H91ZM94 10V9H93ZM97 9H95V11H96ZM110 10V11H109ZM115 10V9H114ZM122 10H123V8H122ZM167 10H169V9H167ZM167 10H166V12H167ZM180 10V9H179ZM196 10V8L194 9V11ZM4 11V10H3ZM15 11L17 12V10L15 9ZM35 10H34V8H33V12H34ZM37 11V10H36ZM35 11V12H36ZM39 11V12H38ZM37 11V15H38V13H42V10L39 8V10ZM70 11V12H71ZM83 11V10H82ZM81 11V12H82ZM88 11V12H87ZM116 11H118V8H117V10ZM123 11H125V10H123ZM170 11V10H169ZM178 11V10H177ZM194 11H190V12H194ZM197 11V10H196ZM4 12H6V11H4ZM31 12V11H30ZM121 12L122 11H120V14H121ZM180 12V11H179ZM8 13V12H7ZM45 13V12H44ZM47 13V12H46ZM45 13V14H46ZM57 14H59V13H61V11L58 13V12H56ZM65 13V14H66ZM73 13V12H72ZM113 13H114V11H113ZM115 13H118V12H115ZM115 13H114V15H115ZM125 13H126V11H125ZM133 13H135V12H133ZM165 12H163V14H164ZM189 12H187L186 14H188ZM197 13H198V11H197ZM8 14H11V13H8ZM27 14H28V12H27ZM31 13H29L28 15H30ZM33 14V13H32ZM35 14V13H34ZM48 14V13H47ZM56 14V15H57ZM119 14V15H120ZM123 14L124 13H122V15L121 16H123ZM129 14V13H128ZM128 14H127V16H128ZM194 14V13H193ZM1 15V14H0ZM27 15V17H29ZM39 15H41V14H39ZM38 15V16H39ZM69 14H67V16H68ZM72 15V14H71ZM75 15H76V13H75ZM125 15V14H124ZM166 15V14H165ZM167 15H168V12H167ZM166 15V16H167ZM198 15H200V14H198ZM197 15V16H198ZM31 17H32V15H30ZM36 16V15H35ZM42 16V15H41ZM41 16H39V18L41 17ZM73 16H74V14H73ZM191 16V15H190ZM15 17V16H14ZM64 17L66 18V15L65 16H63V19H64ZM71 17V16H70ZM74 17H76V16H74ZM73 17V18H74ZM81 17V16H80ZM79 17V18H80ZM135 17V16H134ZM199 17V16H198ZM202 17H204V16H202ZM30 18V17H29ZM45 18V17H44ZM69 18V17H68ZM78 18V17H77ZM115 18V17H114ZM125 18V17H124ZM127 18V17H126ZM129 18V17H128ZM131 18H133V17H131ZM155 18V17H154ZM206 18V19H207ZM25 19V18H24ZM46 19V18H45ZM76 19V18H75ZM85 19V21H87ZM109 19H111V18H109ZM113 19V18H112ZM111 19V20H112ZM116 19V18H115ZM119 19V18H118ZM156 19V18H155ZM154 19V20H155ZM161 18H159V20H160ZM166 19V18H165ZM205 19V18H204ZM41 20V19H40ZM60 20H62V19H60ZM60 20H58V22H60ZM76 20H78V19H76ZM79 20H81V19H79ZM83 20V19H82ZM110 20V21H111ZM121 20H123L122 18H121ZM126 20V19H125ZM130 20V19H129ZM157 20V19H156ZM155 20V21H156ZM159 20H157V21H159ZM41 21H43V20H41ZM40 21V22H41ZM65 21H67V20H65ZM8 22V23H7ZM25 21L23 20V23H24ZM27 22V21H26ZM39 22V21H38ZM37 22V23H38ZM64 22V21H63ZM68 22H69V20H68ZM77 22V21H76ZM96 22V21H95ZM125 23H126V21H124ZM152 22V21H151ZM205 23L207 22V20L206 21H204ZM203 22V23H204ZM11 23V22H10ZM19 23V22H18ZM42 23V22H41ZM41 23H40V25H41ZM83 23V22H82ZM87 23V22H86ZM104 23V22H103ZM106 24H107V21L105 22ZM117 23V22H116ZM129 22L127 21V23L126 24H128ZM168 23V22H167ZM166 23V24H167ZM235 24H236V21L234 22ZM21 24H22V22H21ZM25 24H27V23H25ZM34 24V23H33ZM43 24V23H42ZM47 24V23H46ZM55 24V23H54ZM61 24V23H60ZM65 25L67 24V23H64ZM71 24V23H70ZM81 24V23H80ZM79 23H78V25H80ZM89 24V23H88ZM91 24V23H90ZM93 24H95V23H92V26H93ZM97 24V23H96ZM99 24V23H98ZM106 24H104V25H106ZM118 24V23H117ZM208 24V23H207ZM17 25V24H16ZM20 25V24H19ZM53 25V24H52ZM56 25V24H55ZM57 25H59V24H57ZM56 25V26H57ZM103 25V26H104ZM119 25V24H118ZM118 25H116V27H118ZM147 25V27H144V26H146ZM150 25H154V24H150ZM165 25V24H164ZM210 25V24H209ZM233 25V24H232ZM24 26V25H23ZM27 26V25H26ZM39 26V25H38ZM42 26H44V25H42ZM49 26V25H48ZM51 26V25H50ZM55 26V27H56ZM62 26V25H61ZM68 26V25H67ZM85 26V24L83 25V27L81 26V28H85L84 27ZM94 26H97V25H94ZM102 26V25H101ZM124 26V25H123ZM149 26V27H148ZM166 26V25H165ZM18 27H20V26H18ZM28 27H30V26H28ZM46 27H47V25H46ZM52 27V26H51ZM55 27H53L54 29H55ZM72 26H70V28H71ZM77 27V26H76ZM75 26H74V28H76ZM78 27H80V26H78ZM120 27H122L121 25H120ZM129 27V26H128ZM128 27H127V29H128ZM154 27H156V25L155 26H153V28ZM222 27V28H221ZM21 28V27H20ZM33 28V27H32ZM39 28V27H38ZM57 29H59L58 28V26L56 27ZM60 28H62V27H60ZM66 27H63V29H65ZM70 28H68V29H70ZM102 28H104V27H102ZM112 28V27H111ZM114 28V27H113ZM144 28V29H143ZM253 28H251V29H249V31L250 30H252ZM23 29V28H22ZM43 29H45L44 27H43ZM47 29V28H46ZM73 29V28H72ZM77 29H79V28H77ZM88 29H89V27H88ZM93 29H98V30H101L100 29V26H98L97 28H94L93 27ZM114 29H116V28H114ZM121 29V28H120ZM119 29V31H121ZM215 29V28H214ZM214 29H213V31H214ZM243 29V28H242ZM25 30H26V28H25ZM29 30H31V29H29ZM29 30H28V32H29ZM37 30V29H36ZM38 30H40V29H38ZM56 30V29H55ZM55 30H53V31H55ZM66 31H67V28L65 29ZM71 30V29H70ZM83 31H85L84 29H82ZM82 30H81V32H82ZM91 30V29H90ZM97 30V31H98ZM104 30H105V28H104ZM104 30H101V31H104ZM111 30V29H110ZM118 30V29H117ZM126 30V29H125ZM131 30H129V31H131ZM218 30V29H217ZM216 29H215V31H217ZM248 30V29H247ZM45 31V30H44ZM48 31V30H47ZM53 31H52V33H53ZM58 31V30H57ZM56 31V32H57ZM75 31V30H74ZM97 31L96 30H94V32H92V34L93 33H96L97 34ZM100 31V32H101ZM107 31L108 30H106V32L104 33L105 35L104 36H106V33H107ZM119 31H117V32H119ZM243 31V30H242ZM33 32H37V31H33ZM50 32H51V28H50ZM50 32H48V34L50 35ZM59 32V31H58ZM61 32L62 31H60V34L58 33V35H61L62 36V34H63V32H62V34H61ZM71 33V31H68V33ZM78 32H80L79 30H78ZM86 32H88V31H86ZM99 32V31H98ZM111 31H109V33H110ZM116 32V31H115ZM116 32V33H117ZM125 32H127V31H125ZM41 33V32H40ZM43 33H46V32H43ZM67 32H65V34H66ZM68 33L66 34V35H63L62 36V38L64 37V36H66L67 37V35H68ZM88 33H90V32H88ZM109 33H107V34H109ZM155 33H157L156 31H155ZM154 33V34H155ZM34 34H36V33H34ZM34 34H32L31 36L32 37H34ZM48 34H47V37H49L48 36ZM55 34V33H54ZM57 34V33H56ZM55 34V35H56ZM73 34V33H72ZM71 34V35H72ZM75 34H77V31H76V33ZM85 34V33H84ZM115 34V33H114ZM123 34V33H122ZM126 35H127V33H125ZM210 34V33H209ZM220 34V35H221ZM44 35V34H43ZM53 35V34H52ZM54 35V36H55ZM100 35V34H99ZM158 35L160 36V33H158ZM45 36V35H44ZM51 36V35H50ZM60 36V37H61ZM80 36V35H79ZM86 36H88V35H86ZM101 36V35H100ZM109 36H112V35H109ZM114 36V35H113ZM116 36V35H115ZM123 36H124V34L121 36L122 37V39H123ZM223 36V35H222ZM37 37V36H36ZM56 37V36H55ZM71 37V36H70ZM120 37V35L118 36V38ZM120 37V38H121ZM40 38H42V35L40 36ZM44 38V37H43ZM42 38V39H43ZM52 38H54V37H52ZM57 38H59V36L57 37ZM62 38H60V40L62 39ZM65 38V37H64ZM68 38H69V36H68ZM74 38V37H73ZM80 38V37H79ZM99 38V37H98ZM116 38V37H115ZM158 38V37H157ZM215 38V37H214ZM223 38V37H222ZM33 39H36V38H33ZM70 39V38H69ZM78 39V38H77ZM100 40H101V38H99ZM160 39V38H159ZM164 39V38H163ZM217 39H219V38H217ZM30 40H32V39H30ZM37 40H39L38 42H40V39H39V37L37 38ZM44 40H46V39H44ZM57 40V39H56ZM71 41H70V43H72V38L70 39ZM79 40V39H78ZM80 40H81V38H80ZM85 40V39H84ZM84 40H82V41H84ZM108 40V42H109V38L107 39ZM107 40H104V41H107ZM111 40V39H110ZM114 41H116L115 39H113ZM119 40H121V39H119ZM124 40H125V36H124ZM211 40V39H210ZM213 40V39H212ZM33 41V40H32ZM35 41V40H34ZM50 41H52V39L50 40ZM64 41V40H63ZM63 41H59V39H58V41L57 42H63ZM65 41L67 42L68 40H67V38L65 39ZM75 41V40H74ZM73 41V42H74ZM102 41V40H101ZM121 41V42H122ZM207 41V40H206ZM215 41V40H214ZM37 42V41H36ZM42 42V41H41ZM46 42H48V41H46ZM45 42V43H46ZM66 42H65V44H66ZM89 42H91L90 41V38H89V36H88V39L86 40V43H89ZM217 42V41H216ZM49 43V42H48ZM52 43V42H51ZM53 43H55L56 44V42H53ZM68 43V42H67ZM77 43H80V42H77ZM86 43L85 42H83V43H81V45L83 44V46L85 47V45H86ZM95 43V42H94ZM110 43H111V41H110ZM118 43V42H117ZM212 43V42H211ZM37 44V43H36ZM50 44V43H49ZM59 44V43H58ZM63 44V43H62ZM112 44H113V42H112ZM116 44V43H115ZM114 44V46H117V45H115ZM122 44V43H121ZM120 44V45H121ZM126 44H123V46L124 45H126ZM164 44V43H163ZM217 44V43H216ZM39 45H41L40 43H39ZM39 45H37V46H39ZM51 45V44H50ZM64 45V44H63ZM67 45H69V44H67ZM66 45V47L68 48V50H70V48L72 47H68ZM92 45H94L93 44V42H92ZM54 47V44H52L51 45V47ZM61 46V45H60ZM89 46V45H88ZM118 46H119V44H118ZM158 46V47H157ZM43 47V46H42ZM72 47V48H73ZM122 47V46H121ZM125 47V46H124ZM123 47V49L125 50L126 48H124ZM40 48V47H39ZM59 48V47H58ZM61 48V47H60ZM71 48V49H72ZM88 48V47H87ZM87 48H86V50H87ZM119 49H120V47H118ZM32 49V51H33V47L31 48ZM35 49V48H34ZM37 49H38V47H37ZM44 49V48H43ZM85 49V48H84ZM116 49V48H115ZM118 49V50H119ZM225 49V48H224ZM231 49V48H230ZM39 50V49H38ZM38 50H36L37 52V54H40L41 55V53H39V52H41V51H44V50H41V48H40V51H38ZM53 50H57V48H56V46H55V49H53ZM60 50V49H59ZM64 50H65V46H64ZM77 50V51H76ZM86 50H85V52H86ZM87 50V51H88ZM123 50V51H124ZM154 50V51H153ZM194 50V49H193ZM117 51V50H116ZM122 51V50H121ZM120 50L119 51H117V53H120L121 52ZM122 51V52H123ZM226 51H227V49H226ZM53 52V51H52ZM58 52V51H57ZM68 52V51H67ZM81 52H84L82 49H81ZM89 52V51H88ZM131 52V51H130ZM156 53L157 55H160L159 56V58H157V59H160V58H162V59H160V60H164V65L163 66H160L159 64V66H157V65H154L155 63H153L152 62V64H153V66H149V65H147L146 63V61H145V59H147L148 60V58H150L151 56H153V55H155V54H153V53ZM219 52H220V57H219ZM45 54V53H44ZM54 54H56V51H55V53H53L52 55H53V58H54ZM63 54V53H62ZM68 54H70V52L69 53H67V55ZM84 54V53H83ZM122 54V53H121ZM153 54V55H152ZM186 54L188 55V56H186ZM35 55V54H34ZM43 55V54H42ZM47 55H48V53H47ZM65 55V54H64ZM127 55H129V54H127ZM31 56H33V55H31ZM37 56V55H36ZM46 56V55H45ZM57 56H58V54H57ZM57 56H55V57H57ZM38 57H39V55H38ZM47 57V56H46ZM48 57H50L49 55H48ZM47 57V58H48ZM119 57V58H118ZM126 57V56H125ZM127 57H130V56H127ZM126 57V58H127ZM155 57H156V55H155ZM187 57V58H186ZM33 58V57H32ZM39 58H41V56L39 57ZM38 58V59H39ZM52 58V59H53ZM58 58V57H57ZM65 58V57H64ZM63 58V59H64ZM120 58L121 59H123L122 61L120 60ZM55 59V58H54ZM62 59V58H61ZM157 59L155 60V61H157ZM31 61L30 62H32L33 61V59H30ZM36 60V59H35ZM43 59H41V61H42ZM45 60H46V58H45ZM48 60V59H47ZM57 60V59H56ZM66 60V59H65ZM64 60V61H65ZM68 60V59H67ZM151 61H153V57L150 59ZM62 61V60H61ZM70 61V60H69ZM76 61V60H75ZM150 61V62H151ZM1 62V63H2ZM30 62H28V64H31L32 65V63H30ZM37 62V61H36ZM35 62V64H34V62H33V65H36L37 63ZM40 62V61H39ZM47 62V61H46ZM46 62H45V64H46ZM59 62V61H58ZM67 62V61H66ZM146 62V63H145ZM63 63V62H62ZM69 63V62H68ZM77 63V62H76ZM160 63V62H159ZM161 63V64H162ZM179 64V65H181V67L180 68H178V69H176L175 68V66H177V65H175V64ZM27 64V65H28ZM47 64H49V62L47 63ZM52 64H53V61H52ZM150 64V63H149ZM2 65V64H1ZM30 65V66H31ZM32 65V66H33ZM38 65V64H37ZM41 65H43V63L41 64ZM40 65V66H41ZM56 65V64H55ZM62 65V64H61ZM76 65V64H75ZM75 65H74V67H75ZM31 66V67H32ZM39 66V67H40ZM47 67L49 66V65H46ZM57 66H59L58 65V63H57ZM80 66V65H79ZM208 66V67H207ZM27 67H29V66H27ZM34 67V66H33ZM38 67V66H37ZM38 67V68H39ZM44 67V66H43ZM70 67V66H69ZM77 67V66H76ZM162 67V68H161ZM38 68H35V69H37L38 70ZM41 68V67H40ZM48 68H51V67H48ZM54 68V67H53ZM52 68V69H53ZM57 68V67H56ZM61 68H64L65 70H67L65 67H62L61 66ZM79 68V67H78ZM29 69V68H28ZM27 69V70H28ZM32 69V68H31ZM34 69V70H35ZM59 69V71L61 72L62 71V69H60V68H58ZM79 69H81V68H79ZM4 70L5 69H3V70H1L2 72H4ZM33 70V71H34ZM40 70H42V69H39L38 70V72H40ZM47 70V68L45 69V71ZM65 70H63L64 72H65ZM87 70V71H88ZM181 70H183V71H181ZM190 71L189 72V74L188 75H185L186 73H188L187 71ZM48 71V70H47ZM46 71V72H47ZM50 71H51V69H50ZM50 71L48 72V75H49V73H50ZM181 71V72H180ZM24 72H26V68H25V71ZM31 72V71H30ZM29 72V73H30ZM37 72V71H36ZM42 73L44 72V71H41ZM46 72H44V73H46ZM57 72V71H56ZM63 72V73H64ZM67 72H69V71H67ZM66 72V73H67ZM80 72H82V70L81 71H79V73ZM90 72H91V70H90ZM95 72V71H94ZM111 72H114V73H111ZM183 72H186V73H183ZM28 73V74H29ZM65 73V74H66ZM117 74V75H119L118 77H116V75H115V77H113L114 76V74ZM172 73H174V74H177L178 76H176V77H172ZM28 74H25V75H28ZM32 74V73H31ZM31 74H29V75H31ZM61 75H62V72L60 73ZM89 74V73H88ZM88 74H87V77H88ZM92 75L90 76V77H92L93 76V73H91ZM2 74L0 73V76H1ZM36 75V74H35ZM39 75V74H38ZM41 75V74H40ZM39 75V76H40ZM46 75V74H45ZM51 75V74H50ZM58 76V80H60L59 79V77L61 78L62 76ZM66 75H69V74H66ZM65 75V76H66ZM71 75V74H70ZM76 75V74H75ZM79 75V74H78ZM94 75H96L97 76V74H94ZM136 75V76H135ZM216 75V76H215ZM43 76V75H42ZM190 76V77H189ZM3 77H4V75H3ZM24 77V76H23ZM26 77H28L29 78V76H26ZM31 77V76H30ZM41 77V76H40ZM47 78H48V76H46ZM66 77H70V76H66ZM75 77V76H74ZM95 77V76H94ZM139 77V76H138ZM0 78V79H1ZM19 78V77H18ZM25 78V77H24ZM24 78H23V81H24ZM38 78V77H37ZM43 78H44V76H43ZM46 78V80H48ZM72 78H70V81H71V79ZM82 78V79H83ZM237 77H235V76H231L230 77V79L229 80H226V81H224L223 82V87L222 88H219L218 90H216V91H212V93H211V99L209 100V101H207V102H203V103H205L204 105H203V107H200V108H202L201 109V114H202V117H200L199 119H197V120H193V119H190L187 115H184V113H183V118H181L180 119V117L178 116V115H180V114H182V113H178V115L176 116V117H171V116H169L170 118H171V120H172V118H173V120L174 121H172L171 122V120H170V122H169V124L167 125V126H165V128H164V131H163V133H162V131H161V134L163 135V137H162V141H160V142H162L163 143V146H164V150H163V152H162V154H161V160L163 159V162L164 163H162L163 164V166L165 165V164H167V166H166V169L168 170V172H169V170H170V168L173 166L174 167V164H176L174 161H176L175 160V156H176V154L177 153H179L181 150H182V152L186 149L185 148V146L187 145V143H189V142H191V143H193V141H191L195 136H198V137H200V136H202V135H205L204 137H206V136H208V134L212 131V130H215V129H221L220 128V126L222 125L223 126V124L227 121V120H234V122L236 121V123H235V125L236 126H241V127H244V125H245V123H246V121H248L249 122V124H250V126L253 128V129H256L257 131L258 130H260L261 131V134L262 135H264V78L263 77H260V78H256V79H254V80H252L253 81V85L254 86H256L257 88L255 89L256 90V93H251V94H253V95H249L251 98H249V97H247V95L249 94L248 93V87H250V85L249 86H247V83H245V82H242V81H240L241 80V78H239V79H236ZM26 79V78H25ZM57 79V78H56ZM62 79H64V78H62ZM66 79H69V78H66ZM94 79V78H93ZM133 79V78H132ZM140 79V78H139ZM20 80V79H19ZM18 80V81H19ZM28 80V79H27ZM31 80V79H30ZM34 81H35V77H34V79H33ZM39 80V79H38ZM45 80V81H46ZM87 79H86V77H85V80H84V82L86 81ZM90 80H92L91 78H90ZM138 80V79H137ZM140 80H142V78L140 79ZM146 80V79H145ZM144 79L142 80V82H140L139 80V82L141 83V85L142 84H144L143 83V81H145ZM22 81V80H21ZM49 81V80H48ZM50 81H51V79H50ZM62 81H64L65 82V80H62ZM69 81V80H68ZM69 81V82H70ZM89 81V80H88ZM88 81H86L87 82V84L89 83ZM33 82V81H32ZM131 82V83H130ZM134 82H136L135 81V79H134ZM133 82V83H134ZM145 82H147V80L145 81ZM29 83V82H28ZM48 83V82H47ZM56 84L58 83L57 81L55 82ZM74 83V84H75ZM137 83V82H136ZM135 83V84H136ZM139 83V84H140ZM19 84V86L20 87H18V90H17V87H16V85H18ZM44 84H46L45 82H44ZM59 84V83H58ZM61 84V83H60ZM66 84V83H65ZM64 84V85H65ZM130 85V87H129V85ZM135 84H134V86H133V89L131 90V91H133L134 90V87H135ZM138 84V85H139ZM146 84V83H145ZM55 85V84H54ZM62 85H63V83H62ZM64 85L62 86L64 89H65V87H64ZM67 85H69V84H67ZM137 85V84H136ZM49 86V87H48ZM140 86V85H139ZM57 87V86H56ZM55 87V89H57ZM60 87V86H59ZM94 87H96V88H94ZM127 87H129L128 89V91H127ZM212 87V86H211ZM61 88V87H60ZM138 88V87H137ZM252 88V87H251ZM68 89V88H67ZM135 89H136V87H135ZM58 90H59V88H58ZM76 90V89H75ZM138 90V92H140V91H142V90H140V88H138L137 89ZM137 90H135V91H137ZM154 90H156V91H154ZM72 91H73V89H72ZM100 91V92H99ZM249 91H252V90H249ZM254 91V90H253ZM69 92H70V90H69ZM104 92H102V94L104 93ZM137 92V93H138ZM146 92V93H147ZM185 92V93H184ZM58 93V92H57ZM62 93H63V90H62ZM65 93V92H64ZM133 93H136V92H134L133 91ZM141 93V92H140ZM178 93V94H177ZM78 94V95H77ZM114 94V95H115ZM142 94V93H141ZM149 94V93H148ZM176 94V95H175ZM108 95V97H110ZM114 95L112 96V97H114ZM122 95V96H121ZM136 95H140V94H136ZM136 95H134V97H136ZM143 95V94H142ZM146 95V94H145ZM145 95H143L142 97H145ZM61 96V95H60ZM59 96V97H60ZM63 96V95H62ZM93 97L95 100H97V101H94V99L92 100V102H94L93 104L94 105H92L91 106V101H89V104L90 105H87L86 103H88V102H85V101H87L88 100V98L89 97ZM105 96V101H106V99H109V98H106L107 96L106 95H104ZM127 96V95H126ZM128 96H129V94H128ZM131 96H133L132 95V93H131ZM175 96H178V97H175ZM64 97H65V95H64ZM90 97V98H91ZM133 97V98H134ZM141 97V96H140ZM147 97V96H146ZM196 97H198L197 95H196ZM249 98L250 99V101H247L248 99L247 98ZM61 98V97H60ZM60 98L58 99V100H60ZM90 98H89V100H90ZM96 98H99V96H97ZM103 98V97H102ZM101 98V99H102ZM122 98H124V97H122ZM130 98V97H129ZM129 98H127V99H129ZM132 98V97H131ZM85 99H87V100H85ZM110 99H112L113 100V98H110ZM116 99H119L120 100V98H117L116 97ZM115 98H114V102L115 101H117ZM125 99H126V97H125ZM125 99H123V102H124V100ZM136 99H138V98H136ZM145 99H147V98H145ZM148 99H149V97H148ZM184 99V100H183ZM61 101V100H60ZM111 101V100H110ZM113 101L111 102L112 103V105H114V103H113ZM121 101V100H120ZM129 101H130V99H129ZM137 101L138 100H136L135 102V104H137ZM59 102V101H58ZM107 102H108V100H107ZM118 102V101H117ZM126 102V101H125ZM133 101H131V103H132ZM131 103H127V104H131ZM143 103H140V104H143ZM146 103H147V100H146ZM180 103V104H181ZM109 104V103H108ZM107 104V105H108ZM123 104V103H122ZM125 104V103H124ZM124 104L123 105H121V106H123V107H120L121 109L123 108L124 109ZM132 104H134V103H132ZM132 104H131V107H135V106H132ZM134 104V105H135ZM117 105V104H116ZM119 105V106H120ZM178 105V104H177ZM182 105V104H181ZM109 106V105H108ZM107 106V107H108ZM111 106V105H110ZM126 106V109H127V105H125ZM129 106L130 105H128V108H129ZM136 106H139V105H136ZM176 106V105H175ZM105 107H106V105H105ZM106 107V108H107ZM111 107H113V106H111ZM111 107H109L110 109H111ZM117 106H115L114 105V109L112 108V110H115V111H118V110H120L121 111V109H119L118 108V110H116L117 108H116ZM130 107V108H131ZM185 107V106H184ZM102 108H104V106L102 107ZM108 108V109H109ZM116 108V109H115ZM137 108V107H136ZM0 109V110H1ZM108 109H106L105 111V113H107V112H110ZM129 110H131V109H129ZM133 110V109H132ZM103 111V112H102ZM120 111L119 112H114V113H116V114H121L120 113ZM123 111V110H122ZM74 112H75V115L76 116H78L79 118H76L75 119V117L73 118V116H72V119H75V120H72L71 119V121H69L68 120V122L69 123H67V121H62V115H63V117L65 116L67 119H68V117L67 116H70L72 113L74 114ZM102 112V113H101ZM132 112V111H131ZM131 112L129 113V114H131ZM180 112H181V110H180ZM123 113L125 114V115H123V114H121L122 116H127V114L128 113H126L125 112V109H124V111H123ZM188 113V112H187ZM66 114H67V116H66ZM103 114V115H102ZM118 114V115H119ZM136 114V113H135ZM101 115V116H100ZM113 115V114H112ZM111 115V116H112ZM115 115V114H114ZM118 115H116V116H118ZM100 116V117H99ZM120 116V115H119ZM151 116H150V118H151ZM64 117V119L65 120H67L66 118ZM108 117V116H107ZM113 117V116H112ZM121 117V116H120ZM130 116H128L126 119H128ZM139 117H141V118H145V116H139ZM138 117V120L140 119ZM165 117H167V116H165ZM169 117H167L168 119H169ZM177 117H179V118H177ZM212 118V117H214L213 119H212V122H210V123H206V119L209 121V119L208 118ZM71 117H69V119H70ZM105 118L108 120V122H106L105 121ZM114 118V117H113ZM112 118V119H113ZM149 118V119H150ZM164 118V117H163ZM162 118V119H163ZM166 118V119H167ZM63 119V120H64ZM115 120H117V119H120V118H114ZM126 119H123V120H126ZM147 119V118H146ZM149 119H147L146 121H148L149 122ZM152 119V120H153ZM165 118L163 119V120H165V121H167ZM121 120V119H120ZM119 120V121H120ZM151 120V121H152ZM158 120H155V121H158ZM163 120H161V121H159V122H161V123H163V126H164V124H165V121L163 122ZM191 120H193V121H191ZM222 120V122H223V120H226L223 124H221L220 123V121ZM118 121V120H117ZM141 121V119L139 120V123L140 124H142V121ZM154 121V122H155ZM207 121V122H208ZM116 122V121H115ZM121 122H122V120H121ZM127 122H129V125L131 124V125H133L132 124V122H131V118H129V121H127ZM126 121L124 122V123H127ZM144 122H145V120H144ZM158 122V124H159V127H163V126H161L160 125V123ZM75 123H77V125L75 124ZM117 123H119V122H116V124ZM151 123L152 122H150V125H151ZM73 126L74 124L78 127V128H80V129H78L77 127V129L78 130H76V128H74V130L73 131H75L76 130V132L78 133V132H83V134L81 133H79L80 135L78 136L77 135V133L76 132H73L72 131V129L71 128H69L71 125ZM113 124V125H112ZM138 124V123H137ZM145 124V128H148V127H146V124H147V122L146 123H144ZM144 124H142V125H144ZM153 125H155V126H157L156 124H154V123H152ZM221 124V125H220ZM225 124H227V123H225ZM68 125H70V126H68ZM75 125L73 126V127H75ZM128 125V126H129ZM139 125V124H138ZM150 125H148V126H150ZM166 125V124H165ZM71 126V127H72ZM128 126H126V127H128ZM155 126H153V127H155ZM225 126V125H224ZM223 126V127H224ZM72 127V128H73ZM151 127L152 126H150L149 128L151 129ZM222 127V128H223ZM129 128V127H128ZM145 128H144V130H145ZM159 129V130H162V129ZM240 128V127H239ZM249 128V127H248ZM251 128V129H252ZM111 129H114L113 127H111ZM150 129H148V130H150ZM224 129V128H223ZM129 130H131V132L134 130V127H133V130H132V128L130 129L129 128ZM222 130V129H221ZM256 130H254L253 132H252V134L254 133H257L256 132ZM125 131V130H124ZM127 131V130H126ZM126 131H125V133H126ZM224 131V130H223ZM84 132L86 133V138H87V142H88V140L89 141H93V140H97L99 143L97 144V142H96V144L94 143V144H92V142H89V143H91V147H89V146H84L85 145V142L86 141H84V138L82 137V135L83 136H85L84 135ZM145 132H146V130H145ZM144 132V133H145ZM148 132V131H147ZM147 132H146V134H147ZM62 133H65V135L63 136V134ZM124 133V134H125ZM129 132H127V134H128ZM160 133V132H159ZM61 134H62V136H61ZM126 134V135H127ZM207 134V135H206ZM128 135H130V133L128 134ZM132 135V134H131ZM148 135V134H147ZM200 135V136H199ZM256 135H258V134H256ZM81 136V137H80ZM146 136V135H145ZM61 137H64V138H61ZM79 137L80 138H82L83 139V143H81V145H82V147L84 146V147H89L88 149L87 148H85L84 150H82L83 152H81V157L79 158V159H77V153L75 152V147L76 146H78V144L77 143H79L80 144V140H82V139H79ZM148 137V136H147ZM203 137V138H204ZM209 137V136H208ZM264 137V136H263ZM263 137H262V139H263ZM125 138H127L126 136H125ZM129 138V137H128ZM203 138H199L200 140L201 139H203ZM195 139H197V141H198V138L197 137H195ZM195 139H193L194 141H195ZM206 139V138H205ZM86 140V139H85ZM95 140V141H96ZM264 140V139H263ZM203 141H205V140H203ZM159 142V143H160ZM186 142V143H185ZM264 142V141H263ZM87 144V143H86ZM133 144H135V143H133ZM140 144H143L142 142L140 143ZM140 144L138 143V147H142V146H140ZM206 144V143H205ZM81 145H79V148H81L80 146ZM93 145V146H92ZM132 145V144H131ZM193 145V144H192ZM191 145V146H192ZM197 145V144H196ZM262 145V144H261ZM94 146H95V148H94ZM113 146H115V145H113ZM130 146V145H129ZM128 146V147H129ZM133 146H137V145H133ZM162 146V145H161ZM78 148V147H77ZM93 148L95 149V150H93ZM102 150H101V149ZM114 148V147H113ZM118 148H120V147H118ZM118 148H116V149H118ZM193 148V147H192ZM82 149V148H81ZM122 148H120L119 150H121ZM126 149V148H125ZM125 149H123V151L125 150ZM128 149V148H127ZM132 149H133V147H132ZM139 149V148H138ZM195 149V148H194ZM193 149V150H194ZM199 149H200V147H199ZM203 149V148H202ZM260 149H263V146L260 148ZM57 150V151H56ZM59 150V151H58ZM76 150H78V149H76ZM137 150V149H136ZM136 150L134 151V152H136ZM145 150V149H144ZM150 150V149H149ZM188 150V149H187ZM99 151H101L100 152V154H99ZM139 151V150H138ZM141 151V150H140ZM140 151H139V153H140ZM197 151V150H196ZM204 151V150H203ZM111 152H113L112 150H111ZM147 152H148V150H147ZM190 152V151H189ZM194 152V151H193ZM197 152H199V151H197ZM197 152H196V154H197ZM202 152V151H201ZM76 153V154H75ZM104 154L105 156L107 155L108 157V161H107V163L105 162H103L104 161V158H106V157H104L102 154ZM153 153V152H152ZM151 153V154H152ZM136 154V153H135ZM137 154H138V152H137ZM136 154V155H137ZM181 154V153H180ZM179 154V155H180ZM195 154V153H194ZM199 154H201V153H199ZM203 154V153H202ZM201 154V155H202ZM76 155V156H75ZM79 155H80V153H79ZM131 155V154H130ZM133 156H134V154H132ZM154 155V154H153ZM152 155V156H153ZM102 156L104 157V158H102ZM114 156H113V158H114ZM132 156V157H133ZM147 156V155H146ZM112 157V156H111ZM115 157H117V156H115ZM126 157V156H125ZM178 157V156H177ZM106 158V159H107ZM112 158V159H113ZM129 158V157H128ZM153 158V157H152ZM151 158V159H152ZM168 158V159H167ZM125 159V158H124ZM124 159H122V161L124 160ZM148 159H150L149 157H148ZM164 159H167L166 160V163H165V160ZM65 160L68 162L67 164H69V165H67V166H69V167H67V169H63L64 167H65V165L66 164H61V163H63V161L65 162ZM153 161H154V158L152 159ZM161 160H155V162H160ZM169 160V161H168ZM114 161V160H113ZM147 161V160H146ZM179 161V160H178ZM115 162V161H114ZM127 163V160L126 161H124V163ZM162 162V161H161ZM168 162H169V164H168ZM116 163H119V162H115V164ZM143 163V162H142ZM152 163H154V162H152ZM61 164V165H60ZM103 164H105L104 166H103ZM114 164V163H113ZM120 164H122V163H120ZM137 165H138V163H136ZM136 164H134L133 166H136ZM140 164H141V162H140ZM157 164V163H156ZM31 165H33V166H31ZM64 167H63V166ZM111 165H112V163H111ZM125 166H126V164H124ZM123 165V166H124ZM143 166L144 165H146L147 166V164H142ZM141 165V166H142ZM46 166V167H47ZM113 166V165H112ZM116 166V165H115ZM114 166V167H115ZM133 166H131V167H133ZM141 166H139L138 165V167H141ZM161 164H160V167H161V172L163 173L165 170H163V167ZM111 167V166H110ZM114 167H113V169H114ZM163 167V168H162ZM172 167V168H173ZM143 169L145 168V166L144 167H142ZM149 167H146V169H148ZM151 168V167H150ZM45 169H47V168H45ZM47 169V170H48ZM108 169H110V168H108ZM138 169H140L141 170V168H138ZM145 169V170H146ZM35 170V169H34ZM37 170V169H36ZM166 170V171H167ZM44 171H46V170H44L43 169V172H41L42 173V175L44 174L45 175V173H44ZM51 171V172H52ZM58 171V172H57ZM63 171H65V172H63ZM108 171V170H107ZM114 171H117L116 170V168H115V170ZM142 171L143 170H141V173L140 174H143L142 173ZM146 171H149V170H146ZM145 171V172H146ZM150 171L152 172V171H155V170H151L150 169ZM40 172V171H39ZM49 172V171H48ZM48 172L46 171V173H47V175H46V177L48 176ZM120 172V171H119ZM144 172V173H145ZM170 172H171V170H170ZM50 173V172H49ZM117 172H115V174H116ZM149 173V172H148ZM153 173V172H152ZM38 174V173H37ZM36 174V175H37ZM53 174V175H52ZM114 174V173H113ZM113 174H112V177H113ZM140 174H139V176H140ZM146 174V173H145ZM155 174H157L156 172H155ZM39 175H41L40 173L38 174V176ZM44 175H43V177H44ZM118 175V174H117ZM149 175V174H148ZM173 174L171 173V175L170 176H172ZM104 176H107V173H106V175H104ZM115 176V175H114ZM120 176V175H119ZM132 176H134V175H132ZM145 176H147V175H145ZM156 176V175H155ZM34 177V178H33ZM43 177H42V179H43ZM53 177V178H52ZM110 177H111V175H110ZM142 177H144V175L143 176H140V178H142ZM161 177H163V175L161 176ZM168 177V176H167ZM65 178V179H64ZM145 178V177H144ZM143 178V179H144ZM150 177H148L147 176V179H146V181H148V182H146V186H148V184H149V182H151V184H153V182L152 181H149V180H151V179H149ZM155 178H158V176H156ZM154 178V179H155ZM166 178V177H165ZM169 178V177H168ZM19 179H22L21 180V183L24 181V179H25V181L23 182V185L24 186H22L21 185V183H20V181H19ZM84 179V180H83ZM145 179H144V181H145ZM149 179V180H148ZM153 179V175H152V180H154ZM158 179H160V178H158ZM39 180V177H38V179H37V182L41 185V183H42V181L40 182V180H41V178H40V180ZM110 180H111V178H110ZM157 180V179H156ZM155 180V181H156ZM66 182L68 183V184H66ZM128 182H130V181H128ZM127 182V183H128ZM132 183H133V181H131ZM143 182V181H142ZM157 182V181H156ZM158 182H159V180H158ZM20 183V184H19ZM44 184H45V181L43 182ZM42 183V184H43ZM37 184V183H36ZM35 184V185H36ZM151 184H149V186L151 185ZM156 184V183H155ZM47 185H49V187H50V184L48 183ZM47 185H45L46 187H48ZM144 185V184H143ZM56 186V187H57ZM130 186V185H129ZM128 186V187H129ZM133 186H135V185H133ZM145 186V185H144ZM156 186V185H155ZM136 187H139V185L138 186H136ZM140 187H142L141 185H140ZM157 187V186H156ZM37 188V187H36ZM44 189H45V187H43ZM43 188H39L38 187V190H40L41 192L44 190ZM89 188V187H88ZM154 188V187H153ZM159 187H157V189H158ZM35 189V188H34ZM43 189V190H42ZM50 189V188H49ZM141 189V188H140ZM140 189L138 190L139 191V193L141 194V192L143 191V189H145V191H146V188H142V191L140 192ZM37 190V189H36ZM51 190H52V188H51ZM89 190V189H88ZM133 190V189H132ZM148 190H150L149 188H148ZM147 190V191H148ZM34 192H35V190H33ZM146 191V192H147ZM152 191H154V193H156L155 191L156 190H152ZM159 191V190H158ZM11 192V193H10ZM37 192H39V191H37ZM37 192H35L34 194H36ZM137 193V192H136ZM138 193V194H139ZM145 193V192H144ZM144 193H142L143 195H140L141 197L140 198H142V196L143 197H145L144 196ZM154 193H152V194H154ZM12 194V195H11ZM16 194V195H15ZM148 194H150V191H148V193H147V195ZM2 195V196H1ZM31 195H33V193H32V191H31ZM40 195V192H39V196H41ZM145 195H146V193H145ZM26 196V195H25ZM43 196H41V197H43ZM149 196V195H148ZM148 196L147 197H145V198H147L148 199ZM153 195H150L149 197H152ZM20 197V198H19ZM31 197V196H30ZM36 197H37V195H36ZM36 197H34L33 199H35ZM139 197V196H138ZM154 197H155V195H154ZM153 197V198H154ZM0 198V199H1ZM7 198H5L6 200H7ZM145 198H143V199H145ZM153 198H150V200L151 199H153ZM41 199V198H40ZM146 199V200H147ZM3 200V199H2ZM8 201V200H7ZM30 201V202H29ZM37 201V202H36ZM43 201V202H42ZM81 201V205L82 206H85L86 207V209H88L89 210V204L84 200V199H81L80 200ZM3 202V201H2ZM13 202H14V204H13ZM4 203V202H3ZM25 203V204H24ZM123 202L121 203V205L120 206H124L125 204H123ZM130 204V203H129ZM0 205H1V203H0ZM91 205H94V204H92L91 203ZM133 205V204H132ZM30 206V205H29ZM128 206V205H127ZM134 207V206H133ZM121 208L122 207H120V209H117V213H121V216L124 214H122V210H121ZM29 209H28V211H29ZM87 210V211H88ZM92 210V209H91ZM93 210H94V212H95V209L93 208ZM118 210L119 211H122V212H118ZM90 211V210H89ZM91 212V211H90ZM98 212V211H97ZM96 212V213H97ZM92 213V212H91ZM96 213L94 214V215H96ZM116 213V214H117ZM126 213V212H125ZM98 214H99V212H98ZM118 215H120V214H117L116 215V217H118ZM121 216H120V219H122L121 218ZM134 216V215H133ZM135 217V216H134ZM133 217V218H134ZM104 218H106V217H104ZM101 219V222H102V220H106V219ZM119 218V217H118ZM97 219V218H96ZM135 219V218H134ZM98 220V219H97ZM122 221V220H121ZM59 228H60V230H63V235H64V241H66L65 242V244H63V246H62V256H64L65 258H68L69 259V263L68 264H77V259L79 258V254L77 253V238L75 237V232H74V230L72 229V228H69V227H63V225L60 223V225L58 226ZM69 235H68V234ZM69 236L68 237V239L66 238V236Z\"/></svg>",
  "mask_w": 264,
  "mask_h": 264
}]
</instances>
